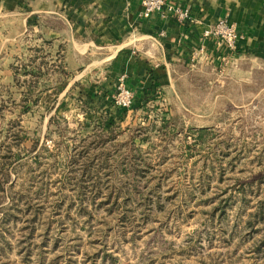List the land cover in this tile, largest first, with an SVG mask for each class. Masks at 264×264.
<instances>
[{"label": "rangeland", "instance_id": "374dc122", "mask_svg": "<svg viewBox=\"0 0 264 264\" xmlns=\"http://www.w3.org/2000/svg\"><path fill=\"white\" fill-rule=\"evenodd\" d=\"M23 69L0 81V264H264L263 65L181 69L126 110Z\"/></svg>", "mask_w": 264, "mask_h": 264}, {"label": "crops", "instance_id": "0c3cea01", "mask_svg": "<svg viewBox=\"0 0 264 264\" xmlns=\"http://www.w3.org/2000/svg\"><path fill=\"white\" fill-rule=\"evenodd\" d=\"M168 3L188 10L189 18L155 13L142 19L139 0H0V81L14 79L9 65L16 57L21 79L37 96L55 92L59 80L68 91L94 77L89 91L102 102L125 74L135 103L165 90L176 96L181 69L188 74L226 58L264 66V0ZM220 19L237 31L231 58L222 42L204 36Z\"/></svg>", "mask_w": 264, "mask_h": 264}, {"label": "built area", "instance_id": "2783aa9c", "mask_svg": "<svg viewBox=\"0 0 264 264\" xmlns=\"http://www.w3.org/2000/svg\"><path fill=\"white\" fill-rule=\"evenodd\" d=\"M140 4V17L148 19L152 14H161L163 16H174L177 21L183 22L189 18V12L178 6L168 3V0H139ZM205 37H213L224 44L229 52V58L237 49L238 35L234 25L230 24L226 19L218 20L214 26L204 32ZM228 61L226 58L222 61ZM125 74L118 78L116 86V96L114 98L115 105L121 109H129L133 105V94L126 87Z\"/></svg>", "mask_w": 264, "mask_h": 264}, {"label": "trees", "instance_id": "16d2710c", "mask_svg": "<svg viewBox=\"0 0 264 264\" xmlns=\"http://www.w3.org/2000/svg\"><path fill=\"white\" fill-rule=\"evenodd\" d=\"M145 102H146V101H145ZM145 102H144V103H145ZM144 103H143V104H144ZM143 104H142V105H140L139 107H141V108H142V107L144 106ZM26 108H27V107H26ZM123 110H125V109H123Z\"/></svg>", "mask_w": 264, "mask_h": 264}]
</instances>
